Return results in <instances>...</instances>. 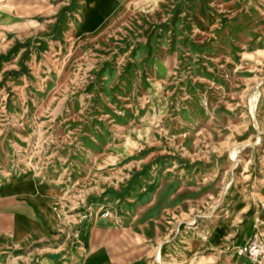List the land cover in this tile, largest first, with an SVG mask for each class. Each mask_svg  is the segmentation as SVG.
<instances>
[{"label": "rangeland", "instance_id": "1", "mask_svg": "<svg viewBox=\"0 0 264 264\" xmlns=\"http://www.w3.org/2000/svg\"><path fill=\"white\" fill-rule=\"evenodd\" d=\"M25 8L0 54V182L49 185L70 245L85 228L116 264L246 261L264 242V0Z\"/></svg>", "mask_w": 264, "mask_h": 264}, {"label": "crops", "instance_id": "2", "mask_svg": "<svg viewBox=\"0 0 264 264\" xmlns=\"http://www.w3.org/2000/svg\"><path fill=\"white\" fill-rule=\"evenodd\" d=\"M31 6L34 0H0V54L25 34L27 22L19 15ZM254 218L252 229L264 232V204ZM80 231L83 240L75 236L76 246H71L57 195L33 175L0 182V264H116L109 248L95 245L92 239L85 241V228ZM245 260L242 264L250 262Z\"/></svg>", "mask_w": 264, "mask_h": 264}, {"label": "built area", "instance_id": "3", "mask_svg": "<svg viewBox=\"0 0 264 264\" xmlns=\"http://www.w3.org/2000/svg\"><path fill=\"white\" fill-rule=\"evenodd\" d=\"M236 254L247 257L253 263H264V242L253 239L243 247L238 248Z\"/></svg>", "mask_w": 264, "mask_h": 264}]
</instances>
